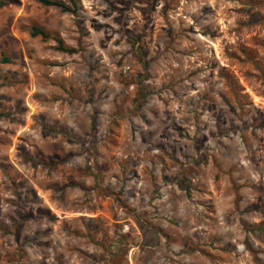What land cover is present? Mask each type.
Segmentation results:
<instances>
[{
  "label": "rangeland",
  "instance_id": "1",
  "mask_svg": "<svg viewBox=\"0 0 264 264\" xmlns=\"http://www.w3.org/2000/svg\"><path fill=\"white\" fill-rule=\"evenodd\" d=\"M75 3L0 0V264H264V0Z\"/></svg>",
  "mask_w": 264,
  "mask_h": 264
},
{
  "label": "trees",
  "instance_id": "2",
  "mask_svg": "<svg viewBox=\"0 0 264 264\" xmlns=\"http://www.w3.org/2000/svg\"><path fill=\"white\" fill-rule=\"evenodd\" d=\"M70 1V4L71 6H74V9H72L70 7V5H68L66 2L62 1V0H40V2L43 4V5H46V6H54V7H59L61 8L63 11H67V12H75V6H76V3H75V0H69ZM31 35L32 36H40L42 37L43 39H48V38H51V33L49 31H47L45 28L39 26V25H33L31 27ZM132 37L134 38L135 41H139L140 37L139 36H135V35H132ZM56 41L58 42V49L61 50V51H64V52H68V53H73L75 52V48L74 47H71V46H68V45H65L64 42L56 37ZM137 54H138V58L139 60L142 62L143 66L145 67V69L148 68V61L145 60L144 58V55H143V50H142V47H138L137 48ZM6 61H9L8 58H5ZM227 78H229L230 82H233L232 79L230 77H228V75H225ZM141 96L144 97L145 96V93L143 91H141Z\"/></svg>",
  "mask_w": 264,
  "mask_h": 264
}]
</instances>
